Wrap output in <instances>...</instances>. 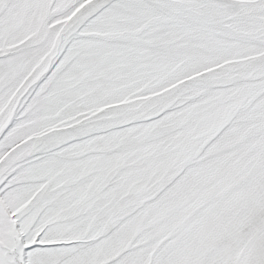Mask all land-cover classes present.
<instances>
[{
    "label": "snow or ice",
    "instance_id": "obj_1",
    "mask_svg": "<svg viewBox=\"0 0 264 264\" xmlns=\"http://www.w3.org/2000/svg\"><path fill=\"white\" fill-rule=\"evenodd\" d=\"M0 264H264V0H0Z\"/></svg>",
    "mask_w": 264,
    "mask_h": 264
}]
</instances>
